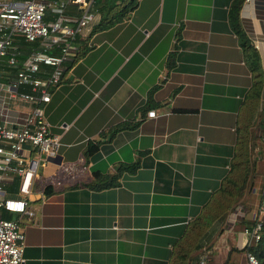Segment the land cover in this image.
Masks as SVG:
<instances>
[{
	"label": "crops",
	"instance_id": "crops-1",
	"mask_svg": "<svg viewBox=\"0 0 264 264\" xmlns=\"http://www.w3.org/2000/svg\"><path fill=\"white\" fill-rule=\"evenodd\" d=\"M112 1L108 23L99 25L97 9L42 103L49 131L59 136L57 155H40L26 194L19 175L5 180L3 194L23 197L34 211L0 212L22 229L20 264H195L202 254L206 264H246L242 228L264 214L263 177L259 184L252 176L243 195L208 222L200 247L193 248L190 223L219 191L239 125L252 114L249 49L264 98V0L242 1L243 38L229 23L232 0H135L110 21L128 0L95 2ZM13 79V69L0 67V122L20 126L32 104L5 86ZM89 141L98 147L87 155ZM131 162L134 169L123 168ZM114 174L113 184L99 185Z\"/></svg>",
	"mask_w": 264,
	"mask_h": 264
},
{
	"label": "built area",
	"instance_id": "built-area-1",
	"mask_svg": "<svg viewBox=\"0 0 264 264\" xmlns=\"http://www.w3.org/2000/svg\"><path fill=\"white\" fill-rule=\"evenodd\" d=\"M96 0H0V67L14 69L7 82L14 96L32 104L30 114L20 126L0 122V207L33 215L21 196L3 194L10 174L20 177L19 193H28L40 155L55 157L59 136L49 131L42 103L50 99V89L62 77L63 63L77 49L76 39L90 27L97 13ZM22 41L33 42L24 47ZM22 49L23 58H19ZM25 85L27 91L17 87ZM149 110L148 115H153ZM31 151L33 155H25ZM67 169V166L64 167ZM71 168V167H69ZM264 212V201L260 205ZM260 220L242 228L246 244L262 233ZM23 232L16 219L0 216V264L23 261ZM246 264H260L256 255L245 252ZM205 254L196 264H206Z\"/></svg>",
	"mask_w": 264,
	"mask_h": 264
},
{
	"label": "trees",
	"instance_id": "trees-1",
	"mask_svg": "<svg viewBox=\"0 0 264 264\" xmlns=\"http://www.w3.org/2000/svg\"><path fill=\"white\" fill-rule=\"evenodd\" d=\"M243 0H232L229 10L228 17L229 23L232 28L243 38V34L240 32L238 26V11ZM135 0H128L123 4L117 11H114L110 17V21H116L122 19L128 12L135 6ZM116 5L114 1L104 2L98 6V10L101 12V17L99 25H106V14L108 10H111L112 7ZM77 41V39H76ZM21 45L24 47H30L33 42L22 41L20 39ZM245 45V42H242ZM79 45H77V48ZM79 54V50L76 52L75 57ZM248 57L250 60V66L252 71H254V80L252 82V87L248 92L250 99L254 98L253 101V111L252 114H249L247 120H243V123L239 125V143L236 146L234 157L230 162L229 168L226 172L225 179L220 183L218 189L215 193H211V201L208 205H204L202 213L193 219L190 223V229L193 234L192 243L193 248L200 247L202 244V236L205 233V227L214 219L222 216L230 206L235 203L248 188L250 179L254 176L256 158L252 155L254 149L256 150V142L254 137H262L264 141V98L261 97L262 89V80L260 78V72L258 71V56L256 51L249 49ZM21 58V56H20ZM14 70V69H13ZM260 130L261 132H256ZM98 143L89 141L86 145L85 153L87 155L92 154L97 150ZM126 170H132L137 166L136 162H131L126 165H122ZM122 167H119L121 169ZM117 174L112 176V180H107L105 183L99 184L100 186H105L106 184H113L116 179ZM48 185V184H47ZM45 186L47 190L48 186ZM217 189V190H218ZM8 211L0 207V212ZM2 217L9 218V216L0 214ZM210 221V222H209ZM262 224V233L260 237L250 243L246 244L244 248L247 251H250L256 255L260 264H264V214L261 216ZM209 222V223H208ZM185 240V237L183 238ZM184 240H181V243H184ZM183 255H188L191 251H180ZM197 260L195 261V264Z\"/></svg>",
	"mask_w": 264,
	"mask_h": 264
},
{
	"label": "rangeland",
	"instance_id": "rangeland-1",
	"mask_svg": "<svg viewBox=\"0 0 264 264\" xmlns=\"http://www.w3.org/2000/svg\"><path fill=\"white\" fill-rule=\"evenodd\" d=\"M253 139L256 142V147H257L256 150L254 149V151L252 153L254 158H256V166H255V171H254V175H255L254 182L260 184V182H257V181H260L262 177L264 178V141L262 140V137L261 138L260 137H254ZM37 171L39 172V169H37ZM251 195H252V193H251ZM256 195L259 196V192ZM249 196H250V194L248 193L247 197H249ZM260 196L264 197L263 191H262V194ZM214 252L215 253L219 252V254H220L221 251H214ZM222 256H224V258H225L224 253H222ZM216 262H217V264H222L220 259H217Z\"/></svg>",
	"mask_w": 264,
	"mask_h": 264
}]
</instances>
